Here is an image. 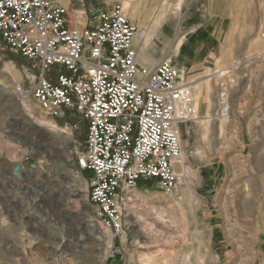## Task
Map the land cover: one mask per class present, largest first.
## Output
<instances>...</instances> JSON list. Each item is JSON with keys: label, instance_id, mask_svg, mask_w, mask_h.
Returning <instances> with one entry per match:
<instances>
[{"label": "rangeland", "instance_id": "obj_1", "mask_svg": "<svg viewBox=\"0 0 264 264\" xmlns=\"http://www.w3.org/2000/svg\"><path fill=\"white\" fill-rule=\"evenodd\" d=\"M61 1L73 22L89 23L117 2L125 6V0ZM143 1L132 5L135 18L173 20V26L142 27L151 59L164 54L180 67L186 55L193 95L195 86L212 84L211 117L217 78L206 81L207 74L225 69L236 78L230 119L211 118L207 127L193 122L190 138L182 129L189 172L172 194L144 181L127 196V214L136 213L151 230L124 241L126 225L120 236L104 225L88 196L91 174L77 167L74 138L80 152L86 140L82 119L46 115L35 100L16 97L15 83L31 88L37 67L0 45V264H185L187 257L186 264H264V0H156L149 11ZM194 41L198 59L197 51H183Z\"/></svg>", "mask_w": 264, "mask_h": 264}, {"label": "built area", "instance_id": "obj_2", "mask_svg": "<svg viewBox=\"0 0 264 264\" xmlns=\"http://www.w3.org/2000/svg\"><path fill=\"white\" fill-rule=\"evenodd\" d=\"M146 35L120 2L88 23L71 21L61 0H0V45L37 67L32 87L19 81L12 93L35 100L46 115L82 119L86 140L80 152L74 138L77 167L90 172L89 199L116 236L124 233L127 196L141 182L175 191L182 129L190 138L189 125L199 115L191 87L179 80L171 58L155 67L140 61L134 39ZM213 77L217 104L211 118L228 121L236 78L225 69Z\"/></svg>", "mask_w": 264, "mask_h": 264}, {"label": "bare ground", "instance_id": "obj_3", "mask_svg": "<svg viewBox=\"0 0 264 264\" xmlns=\"http://www.w3.org/2000/svg\"><path fill=\"white\" fill-rule=\"evenodd\" d=\"M138 1H140V0H138ZM129 7V9H130V12L129 11H127V13H128V15L133 19V20H135L136 18V16H135V14H134V10H132L131 8H132V3L131 2H129V0L128 1H125V8L127 9ZM145 31V29H140V33H143ZM147 36V37H146ZM145 37H146V39H145V41L146 40H148V35H146ZM137 37V36H136ZM135 37V41H137L136 39L138 38L139 39V37H137L136 38ZM143 39V40H144ZM184 39V37L179 41V43L177 44V46L175 47V50H178L180 47H181V44H182V40ZM143 40H141V41H139V42H142ZM197 51V53H198V57H197V59L198 58H200L201 56L199 55V49L198 50H196ZM201 54V53H200ZM172 56H174V55H172ZM188 60L187 59H185V58H183L182 57V60H181V66L180 67H178L175 63V65L179 68V80L180 81H186V67H187V65H188ZM238 66V65H237ZM13 74V73H12ZM211 75H213V74H211V73H208L207 74V76L208 77H210V78H208L206 81H210V79H213V77L211 78ZM14 76H18L19 77V75H18V72H17V74H15ZM12 78H13V76H12ZM190 82V81H189ZM188 82V83H189ZM2 85H4V83L2 84ZM212 85V84H211ZM211 85H210V82H206V87H198V86H195V88H196V92H195V101H196V106H197V109H198V112H199V115H198V119L196 120V121H202V123H204V125H205V127H207L208 126V123L207 122H209V121H211V105H212V100H211V92H212V87H211ZM190 86V85H189ZM2 88H4L5 90L7 89V87L6 86H3ZM27 105V104H26ZM29 108V107H28ZM43 112V111H42ZM55 121V120H54ZM54 121H50V123H48V125L49 126H51L52 127V129L53 130H55V131H57V133L58 132H60V133H63V134H66V138L68 139V140H72V136H71V134H70V132H68L67 130H63L56 122H54ZM227 122V121H226ZM220 123H225L224 122V120H222V121H220ZM50 127V128H51ZM224 125L222 124V125H220V131H224ZM35 131V130H34ZM31 132H33V131H31ZM34 133V132H33ZM32 133V134H33ZM36 133V132H35ZM40 137L42 140H43V137L44 136H41V134L39 135V133L37 134V137ZM30 145H32L34 148H36V146L37 147H39L41 144H40V142L36 139V138H30ZM41 147V146H40ZM72 158V157H71ZM246 161V160H245ZM244 163V162H243ZM245 164V163H244ZM246 164H247V162H246ZM245 167V166H244ZM246 168V167H245ZM248 169V168H247ZM246 169V170H247ZM250 169H251V167H250ZM177 170L181 173V175H180V177L181 178H183L184 176H186L187 175V173L189 172V170H190V167H189V165H188V163H187V159H186V156H185V153H184V151H183V154H182V157H181V159L179 160V162H178V164H177ZM192 170V169H191ZM19 171V170H18ZM21 173V172H20ZM22 175V174H21ZM22 178V177H21ZM81 181V180H80ZM143 190L145 189V188H142ZM147 191V190H146ZM131 198V197H130ZM129 199V198H128ZM232 201V200H231ZM83 203H85V205H88V201H87V199H83ZM233 204V203H232ZM133 210V209H132ZM130 211V210H129ZM140 219H141V217H139L136 213H129V214H127V217H126V229H127V233H125V235L123 236V239H124V241L125 240H127V236H128V234L130 233V234H132L133 236H134V238L136 239V240H138L140 237H143V235L145 234V233H148L149 231V229L151 228V226H150V228H149V226H147V225H144V224H140L139 223V221H140ZM143 219V218H142ZM142 219H141V221H142ZM160 220V219H159ZM156 221H158V219L156 220ZM235 221V220H234ZM155 222V221H154ZM236 222V221H235ZM234 222V223H235ZM145 223V222H144ZM147 223V222H146ZM160 223V222H159ZM149 225V224H148ZM157 225V224H156ZM152 226H154V224H152ZM234 226V225H233ZM156 228V227H155ZM230 229H231V227H230ZM233 229V228H232ZM151 230V229H150ZM155 231V230H154ZM151 233V232H150ZM230 234V233H229ZM152 235V234H151ZM150 235V236H151ZM156 236V235H155ZM230 236V235H229ZM149 238V237H148ZM155 238V237H154ZM112 239V238H111ZM175 239V238H174ZM109 242H111V240L109 241ZM147 242H148V240H147ZM149 243V242H148ZM211 245V244H210ZM207 254V253H206ZM208 254H210V252L208 253ZM212 257H214V254H213V256ZM181 258V257H180ZM184 258H185V256H184ZM175 260V259H174ZM152 262V261H151ZM154 262V261H153ZM184 262V261H183ZM189 262H191V259L189 258V257H187V259H186V262H185V264L186 263H189ZM145 264V263H144Z\"/></svg>", "mask_w": 264, "mask_h": 264}, {"label": "crops", "instance_id": "obj_4", "mask_svg": "<svg viewBox=\"0 0 264 264\" xmlns=\"http://www.w3.org/2000/svg\"><path fill=\"white\" fill-rule=\"evenodd\" d=\"M125 1H128V0H125ZM156 0H144L143 1V4L142 8L146 9V11H149L150 9L153 8L154 6V3H155ZM62 2V1H61ZM129 2L132 3V5H136V0H129ZM131 18V17H130ZM132 22L138 27V28H142V27H145L147 26V24H149V27L150 28H163V27H166V26H173L172 25V21L173 20H167V21H163L162 19H156V17L154 16L153 19L151 18H147L146 20H140L138 18L135 19V21L131 18ZM196 21V20H195ZM191 22V21H190ZM190 22H188L190 24ZM193 22V21H192ZM198 22V21H197ZM178 25V24H177ZM194 26H199V25H196L194 24ZM187 27H193V25H188ZM143 29V28H142ZM137 38V37H136ZM186 38V37H185ZM137 41H135L134 39V42L135 44L136 43H139V47H140V59H141V62L144 63L145 65L149 66V67H155L161 60L164 59L165 55L162 54V56H160V58L154 62L153 59H151L150 57V52L152 51V48H150L148 50V47H149V41H145V39L142 41V42H139V39L137 38L136 39ZM187 40V39H185ZM198 42L194 41L193 44H191L190 48L189 49H184V47H182L184 50V52H194L196 51L197 49V44ZM195 49V50H193ZM166 50V49H165ZM164 50V51H165ZM188 55V54H187ZM185 58L187 59V56L185 55ZM188 60V59H187Z\"/></svg>", "mask_w": 264, "mask_h": 264}]
</instances>
